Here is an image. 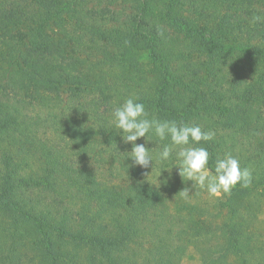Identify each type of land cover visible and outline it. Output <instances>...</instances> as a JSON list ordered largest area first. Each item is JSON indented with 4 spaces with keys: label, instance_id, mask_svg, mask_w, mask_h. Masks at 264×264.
I'll list each match as a JSON object with an SVG mask.
<instances>
[{
    "label": "trees",
    "instance_id": "trees-1",
    "mask_svg": "<svg viewBox=\"0 0 264 264\" xmlns=\"http://www.w3.org/2000/svg\"><path fill=\"white\" fill-rule=\"evenodd\" d=\"M0 93V264H181L188 247L264 264V0H0ZM130 96L213 130L209 171L231 153L251 185L215 216L171 206L111 125ZM99 146L123 185L87 162Z\"/></svg>",
    "mask_w": 264,
    "mask_h": 264
},
{
    "label": "clouds",
    "instance_id": "clouds-1",
    "mask_svg": "<svg viewBox=\"0 0 264 264\" xmlns=\"http://www.w3.org/2000/svg\"><path fill=\"white\" fill-rule=\"evenodd\" d=\"M253 19L258 21L260 18ZM111 115V125L119 133L122 142L131 145V150L127 152L131 164L127 167L151 168L152 171L154 160L161 165L171 161L170 169L162 167L158 171L156 183L158 186L161 183L158 177L162 169L170 171L175 167L183 181L191 182L179 191L184 199H188L190 191L197 187L207 191L210 196H219L230 194L238 184L247 188L252 183V170L241 167L240 160L231 153L217 156L214 175L210 173L208 165L211 154L203 145L215 140L216 133L213 130L205 131L199 124L150 116L144 103L135 96L115 106ZM153 137L157 145L155 154L152 147L146 146L148 142L153 143ZM140 138H144L145 143H136Z\"/></svg>",
    "mask_w": 264,
    "mask_h": 264
},
{
    "label": "rangeland",
    "instance_id": "rangeland-1",
    "mask_svg": "<svg viewBox=\"0 0 264 264\" xmlns=\"http://www.w3.org/2000/svg\"><path fill=\"white\" fill-rule=\"evenodd\" d=\"M0 96H2L1 93ZM33 135L36 142L40 141L49 143L50 141L48 140L49 136L47 135V129H44L43 127L35 130L33 132ZM53 140L56 141L57 138L56 140L53 138ZM155 150L156 149H154L153 147V154H155ZM97 151L98 152L95 155L89 154V158H87L86 160L88 163H91L93 165V168L97 170L98 176L103 181L109 184L119 185H123V183L128 181L127 172L122 167H120L117 162L112 160L109 150H107L103 146H99V149ZM92 156L95 157L92 158ZM171 166V161L161 165L156 163L154 160L152 171L151 168H149L147 172V174L149 175L148 178L151 183H153L156 187H159L163 191H167V194L169 195L170 205L172 206L175 203L179 204L180 206H183L185 204H193L203 210V212L206 214L212 216L217 215L216 208L218 205V201L223 194H220L219 196H210L207 191L197 187L190 191V197L188 199L182 198L179 194V191L182 190L186 185H190L191 182L183 181L182 178L178 175L177 169L175 167H173L170 171L164 169L161 170V175L158 177V181H161V183H159L158 186V184L156 183L158 171L162 167L170 169ZM210 173L213 174L212 172ZM165 180L167 182L163 183V181ZM260 217H264V206L262 207ZM259 224L262 225V222L260 221ZM181 264H199L198 254L194 248L188 247L186 249L184 255L181 258Z\"/></svg>",
    "mask_w": 264,
    "mask_h": 264
}]
</instances>
